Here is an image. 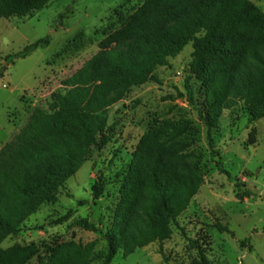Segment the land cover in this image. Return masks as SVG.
Segmentation results:
<instances>
[{"label":"trees","instance_id":"1","mask_svg":"<svg viewBox=\"0 0 264 264\" xmlns=\"http://www.w3.org/2000/svg\"><path fill=\"white\" fill-rule=\"evenodd\" d=\"M52 0H0V20L42 10ZM78 1V0H76ZM50 44L45 38L6 57L8 64L25 59ZM192 44L191 77L186 83L193 100L192 79L206 95L199 117L208 137L222 110L243 104L253 121L264 119V13L250 0H144L122 26L108 34L98 52L62 82L47 109L37 107L15 138L0 150V264H29L33 247L3 249L25 222L58 193L88 160L94 148L108 142L109 110L134 88L160 81L158 68L169 65ZM3 73L0 71V78ZM185 127L152 130L143 136L130 175L122 188L114 230L105 236L110 264L169 240L172 222L188 210L203 180L189 162L182 137ZM220 172L229 174L220 168ZM236 199L254 196L236 182ZM101 188L93 186L98 198ZM67 219V217L63 218ZM90 232L99 229L82 220ZM221 233L229 230L217 224ZM92 247L80 248L60 264H91ZM190 264H209L203 257Z\"/></svg>","mask_w":264,"mask_h":264},{"label":"rangeland","instance_id":"2","mask_svg":"<svg viewBox=\"0 0 264 264\" xmlns=\"http://www.w3.org/2000/svg\"><path fill=\"white\" fill-rule=\"evenodd\" d=\"M250 1L264 13V0ZM143 3L52 0L26 17L0 20V150L35 108L47 109L53 94L65 92L62 82L81 69L98 52L99 43ZM45 38L50 39L47 47L14 64L5 61ZM192 54L190 44L168 66L156 70L159 84L134 88L110 108L106 146L94 148L60 189L58 200L43 205L18 236L3 243V249L33 247L37 255L29 264H60L78 249L91 246V264H105V236L114 230L121 191L141 139L152 130L181 126L188 129L182 140L189 162L203 180L199 193L172 222L169 240L129 256L121 250L110 264H190L203 257L209 264H264V119L253 121L243 104L222 110L209 138L199 117L206 100L201 81H190L193 100L187 97ZM238 180L254 192L252 198L236 199ZM97 184L102 189L98 198L93 192ZM82 220L99 232L82 229L78 225ZM217 224L229 232H219Z\"/></svg>","mask_w":264,"mask_h":264}]
</instances>
